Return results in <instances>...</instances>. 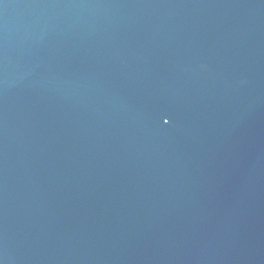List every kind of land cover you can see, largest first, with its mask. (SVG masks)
I'll use <instances>...</instances> for the list:
<instances>
[{"label": "water", "instance_id": "obj_1", "mask_svg": "<svg viewBox=\"0 0 264 264\" xmlns=\"http://www.w3.org/2000/svg\"><path fill=\"white\" fill-rule=\"evenodd\" d=\"M84 0H0V264H27Z\"/></svg>", "mask_w": 264, "mask_h": 264}]
</instances>
